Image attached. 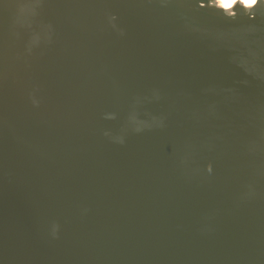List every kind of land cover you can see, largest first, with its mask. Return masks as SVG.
Listing matches in <instances>:
<instances>
[{
    "label": "water",
    "instance_id": "obj_1",
    "mask_svg": "<svg viewBox=\"0 0 264 264\" xmlns=\"http://www.w3.org/2000/svg\"><path fill=\"white\" fill-rule=\"evenodd\" d=\"M0 264H264V0H0Z\"/></svg>",
    "mask_w": 264,
    "mask_h": 264
},
{
    "label": "snow or ice",
    "instance_id": "obj_2",
    "mask_svg": "<svg viewBox=\"0 0 264 264\" xmlns=\"http://www.w3.org/2000/svg\"><path fill=\"white\" fill-rule=\"evenodd\" d=\"M248 3H256V0H246Z\"/></svg>",
    "mask_w": 264,
    "mask_h": 264
}]
</instances>
